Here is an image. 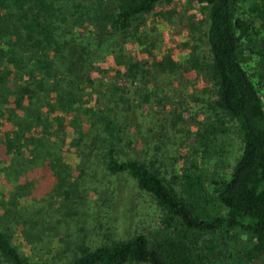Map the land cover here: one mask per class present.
Instances as JSON below:
<instances>
[{"label":"trees","instance_id":"16d2710c","mask_svg":"<svg viewBox=\"0 0 264 264\" xmlns=\"http://www.w3.org/2000/svg\"><path fill=\"white\" fill-rule=\"evenodd\" d=\"M173 1L0 0V179L18 185L0 211L4 263L31 264L14 224H49L21 203L38 195L35 178L50 173L53 197L70 200V156L86 150L149 197L159 219L80 247L66 264H264V0H194L208 10V59L193 48L177 61L154 57L157 41L141 34L144 18ZM131 42L147 57L132 56ZM170 100L178 107L165 112ZM113 182L109 204L120 194Z\"/></svg>","mask_w":264,"mask_h":264},{"label":"rangeland","instance_id":"374dc122","mask_svg":"<svg viewBox=\"0 0 264 264\" xmlns=\"http://www.w3.org/2000/svg\"><path fill=\"white\" fill-rule=\"evenodd\" d=\"M207 12L206 8L194 0H174L169 4L163 3L154 13L144 18L145 23L141 27V34L146 33L149 38L151 37L148 41H157V48L152 50L154 57L163 58L165 55H172L177 61L190 55L193 48H196L193 51L195 54L208 59L209 47L205 36L208 28ZM128 49L134 57L138 53H141L140 57L144 55L143 53H146V57L148 55L147 52H142L141 43L138 42L129 43ZM192 80H195L193 89L199 91L197 79L192 78ZM164 87L167 88V85L164 84ZM164 93L165 96H173V92L168 89H164ZM189 103V109L198 111L199 106L194 105L191 100ZM177 107L178 105L170 100V104L166 108L161 106V109L165 112H173ZM152 110L156 112L157 108L154 107ZM151 123V116L146 115L142 125L144 133H140L142 138L148 136L146 130L151 127L149 126ZM235 146L238 154V143ZM170 149L172 151V146ZM86 152V150L80 152L78 157L70 156L74 176L69 179L68 184V189H72L70 200H65L63 197L62 201L59 196L53 197L57 183L51 174L47 173L46 176L38 175L33 181V186L39 191L38 195L32 200L21 201L23 206L31 205L35 209H41L50 214L45 219L49 224L41 226L42 231L40 227L31 230L29 226L22 224L19 228H17L18 224L12 227L16 231L15 237H12L14 244L29 263L48 261L66 264L73 260L80 247L87 246L94 249L111 240L128 239L130 237L124 236L138 229L139 231L151 229L156 225L159 211L152 204L151 199L138 194L132 181L112 178L105 172L102 162L92 161L95 159L87 156ZM120 158L125 160L127 156L122 155ZM82 163L83 168L79 170ZM113 180L117 181L120 194L118 197L109 198V202L112 201L109 204L106 202L108 198L105 197H111V195L105 192L109 183H114ZM17 186L10 182L6 184L0 179V211L8 205L9 194L15 191ZM50 192V196L46 198ZM44 198L46 199L43 200ZM54 209H59L58 218L55 217ZM58 219L63 222V226L61 225L57 231L52 230ZM6 222L0 219V230L5 229L8 225ZM25 229L40 237L27 239ZM0 264H6L1 257Z\"/></svg>","mask_w":264,"mask_h":264}]
</instances>
